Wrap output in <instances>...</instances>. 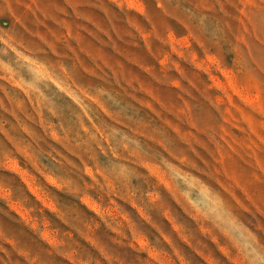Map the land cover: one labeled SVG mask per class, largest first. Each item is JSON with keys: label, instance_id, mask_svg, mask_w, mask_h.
<instances>
[{"label": "clouds", "instance_id": "clouds-1", "mask_svg": "<svg viewBox=\"0 0 264 264\" xmlns=\"http://www.w3.org/2000/svg\"><path fill=\"white\" fill-rule=\"evenodd\" d=\"M0 264H264V0H0Z\"/></svg>", "mask_w": 264, "mask_h": 264}]
</instances>
